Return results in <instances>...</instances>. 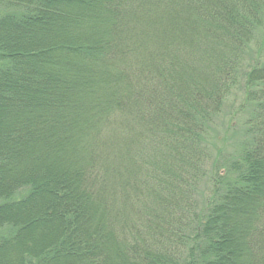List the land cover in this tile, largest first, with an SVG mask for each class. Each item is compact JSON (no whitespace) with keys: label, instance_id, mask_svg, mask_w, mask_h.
Returning <instances> with one entry per match:
<instances>
[{"label":"trees","instance_id":"obj_1","mask_svg":"<svg viewBox=\"0 0 264 264\" xmlns=\"http://www.w3.org/2000/svg\"><path fill=\"white\" fill-rule=\"evenodd\" d=\"M0 264H264V0H0Z\"/></svg>","mask_w":264,"mask_h":264},{"label":"rangeland","instance_id":"obj_2","mask_svg":"<svg viewBox=\"0 0 264 264\" xmlns=\"http://www.w3.org/2000/svg\"><path fill=\"white\" fill-rule=\"evenodd\" d=\"M234 100V98H232L231 100H230V102H232ZM89 102V101H88ZM89 106H92V107H94L95 106V104L94 103H91V102H89ZM228 108H224V112H226V110H227ZM100 112H102L101 111V109H100ZM103 117H105L104 115H102ZM222 118H223V115L221 116ZM218 122L220 123L221 122V120L219 119L218 120Z\"/></svg>","mask_w":264,"mask_h":264}]
</instances>
